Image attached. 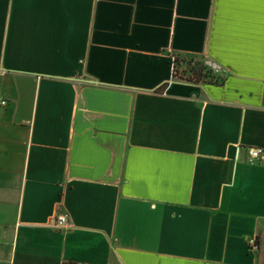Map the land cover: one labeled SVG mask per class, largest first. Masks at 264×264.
<instances>
[{"label": "crops", "instance_id": "obj_1", "mask_svg": "<svg viewBox=\"0 0 264 264\" xmlns=\"http://www.w3.org/2000/svg\"><path fill=\"white\" fill-rule=\"evenodd\" d=\"M0 99V264H264V0H0Z\"/></svg>", "mask_w": 264, "mask_h": 264}, {"label": "trees", "instance_id": "obj_2", "mask_svg": "<svg viewBox=\"0 0 264 264\" xmlns=\"http://www.w3.org/2000/svg\"><path fill=\"white\" fill-rule=\"evenodd\" d=\"M182 61L181 59L175 58V63H174L175 71L173 73L174 78H178L176 76L177 74L176 66L180 64ZM180 78L184 79L183 77ZM185 80L193 83H202V82L214 83V84L220 83V78L218 77V75L215 74L214 71L207 64H205V62L203 61L194 62L193 60L188 63V76ZM257 244H259L258 239H257Z\"/></svg>", "mask_w": 264, "mask_h": 264}, {"label": "built area", "instance_id": "obj_3", "mask_svg": "<svg viewBox=\"0 0 264 264\" xmlns=\"http://www.w3.org/2000/svg\"><path fill=\"white\" fill-rule=\"evenodd\" d=\"M207 65L214 71L215 74L219 75L222 72V68L218 65L207 63ZM173 67V73H174ZM8 102L6 100L0 99V106L5 107L7 106ZM250 154V162L253 163L254 159L258 158L262 154V150L260 149H251L249 151ZM55 226L60 229H67L69 227V220L66 214H59L55 220ZM250 247L253 251L258 250V244L256 239H250L249 241Z\"/></svg>", "mask_w": 264, "mask_h": 264}, {"label": "rangeland", "instance_id": "obj_4", "mask_svg": "<svg viewBox=\"0 0 264 264\" xmlns=\"http://www.w3.org/2000/svg\"><path fill=\"white\" fill-rule=\"evenodd\" d=\"M192 60L194 62L195 61H203V62H205V64H207V62L204 59L199 58V57L198 58L188 57V58H185V60L183 59V61L181 59L182 62L176 66V72H177L176 76L179 79H181L180 77H183L184 80L187 78V76H188V63Z\"/></svg>", "mask_w": 264, "mask_h": 264}]
</instances>
